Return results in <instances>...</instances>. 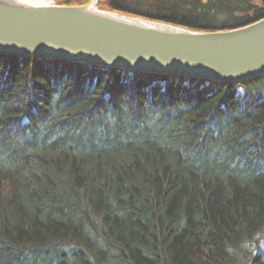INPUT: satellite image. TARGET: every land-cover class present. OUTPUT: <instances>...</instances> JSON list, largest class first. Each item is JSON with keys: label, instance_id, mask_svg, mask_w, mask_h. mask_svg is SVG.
<instances>
[{"label": "trees", "instance_id": "obj_1", "mask_svg": "<svg viewBox=\"0 0 264 264\" xmlns=\"http://www.w3.org/2000/svg\"><path fill=\"white\" fill-rule=\"evenodd\" d=\"M98 8L198 32L264 18V0ZM262 91L0 55V264H264Z\"/></svg>", "mask_w": 264, "mask_h": 264}, {"label": "water", "instance_id": "obj_2", "mask_svg": "<svg viewBox=\"0 0 264 264\" xmlns=\"http://www.w3.org/2000/svg\"><path fill=\"white\" fill-rule=\"evenodd\" d=\"M87 6L0 0V55L237 83L264 75V18L192 31Z\"/></svg>", "mask_w": 264, "mask_h": 264}, {"label": "bare ground", "instance_id": "obj_3", "mask_svg": "<svg viewBox=\"0 0 264 264\" xmlns=\"http://www.w3.org/2000/svg\"><path fill=\"white\" fill-rule=\"evenodd\" d=\"M23 2L30 5H51V0H23Z\"/></svg>", "mask_w": 264, "mask_h": 264}, {"label": "rangeland", "instance_id": "obj_4", "mask_svg": "<svg viewBox=\"0 0 264 264\" xmlns=\"http://www.w3.org/2000/svg\"><path fill=\"white\" fill-rule=\"evenodd\" d=\"M54 1L55 0H51V5H53V4H55L54 3ZM96 8H98V0L96 1ZM99 9V8H98ZM99 10H101V9H99ZM103 11H105V10H103ZM107 12H109V11H107ZM113 13V12H112ZM132 17V16H131ZM240 92H242L241 90H240ZM259 97H260V99H264V92L262 91V93H260V95H259ZM261 243H263V246H261V249H263L264 250V239H263V242L261 241Z\"/></svg>", "mask_w": 264, "mask_h": 264}]
</instances>
